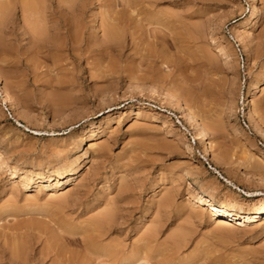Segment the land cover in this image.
Wrapping results in <instances>:
<instances>
[{
    "label": "rangeland",
    "instance_id": "1",
    "mask_svg": "<svg viewBox=\"0 0 264 264\" xmlns=\"http://www.w3.org/2000/svg\"><path fill=\"white\" fill-rule=\"evenodd\" d=\"M72 1L0 0V78L14 101L6 103L0 91V246L16 237L23 245L27 237V264H264V220L225 228L212 223L203 206H186L201 208L194 219L191 210L183 211L185 199L199 191L229 208L252 212L264 206V195H246L264 192V184L236 170L244 163L247 171L264 174L263 164H254L264 159V137L247 115L255 112L264 128V0H257L255 28L242 34L247 45L239 40V24L249 17L251 0ZM107 28L115 29L113 41L118 38L111 45H104ZM73 31L81 33L78 41L82 37L75 51L41 47L52 40L68 44ZM256 82L259 89H253ZM170 92L205 122L210 148L226 167L203 157V140L163 100L171 101ZM71 168L75 176L65 174L60 184H38ZM76 179L82 182L76 185ZM67 188L74 198L59 204ZM167 194L173 203L165 212L158 205ZM104 209H115L113 227L93 231L89 223ZM150 231L157 235L146 242L151 249L142 238ZM176 244L184 247L176 250Z\"/></svg>",
    "mask_w": 264,
    "mask_h": 264
},
{
    "label": "bare ground",
    "instance_id": "2",
    "mask_svg": "<svg viewBox=\"0 0 264 264\" xmlns=\"http://www.w3.org/2000/svg\"><path fill=\"white\" fill-rule=\"evenodd\" d=\"M26 1V0H25ZM65 1V0H64ZM66 1H68V0H66ZM28 2V1H27ZM35 1H33V3H34ZM72 2H74V0L72 1ZM32 3V2H31ZM41 4V3H40ZM66 4V3H65ZM64 4V5H65ZM68 4V3H67ZM28 5H29V2H28ZM34 5V4H33ZM38 5V4H37ZM1 6V5H0ZM24 6V5H23ZM26 6H27V4H26ZM25 7V6H24ZM28 7V6H27ZM34 7V6H33ZM38 7V6H37ZM42 7V6H41ZM31 8H32V5H31ZM7 9V8H6ZM36 9V8H35ZM24 11V10H23ZM27 11V10H26ZM29 11V10H28ZM40 11V10H39ZM38 11V12H39ZM30 12H31V9H30ZM30 12H28V13H30ZM32 12H33V9H32ZM31 12V13H32ZM249 12H250V15H249V17L244 21V22H241L240 24H239V26H241L242 27V29H244L243 31H242V29H241V31H239L240 32V36L241 37H239L240 39V41L242 42V43H244L245 45H247V43L245 42L246 40H245V36H243L242 34L245 32V30L248 28V29H251V28H255V25L258 23V20H259V9H258V7H257V0H251V6H250V9H249ZM26 13V12H25ZM30 13V15H33V14H31ZM1 14V13H0ZM36 14H37V12H36ZM35 14V15H36ZM40 14V13H39ZM4 15H5V13H4ZM29 15V16H30ZM28 16V17H29ZM34 16V15H33ZM40 17V16H39ZM37 18V19H40V18ZM30 18V17H29ZM32 18V17H31ZM30 18V19H31ZM36 18V17H35ZM44 18V17H43ZM29 19V20H30ZM76 19V18H75ZM41 20H42V18H41ZM40 20V21H41ZM79 20V19H78ZM34 21H35V19H34ZM33 21V22H34ZM112 21V20H111ZM38 23H39V21H37ZM36 22V23H37ZM62 22V21H61ZM67 22V21H66ZM74 22V21H73ZM36 23H35V25H33V26H31V27H33V29H34V26H36ZM37 23V24H38ZM67 23H69V22H67ZM67 23H66V25H67ZM114 23H116L115 21H114ZM113 23V24H114ZM29 24V23H28ZM39 24H41V23H39ZM57 25V24H56ZM56 25H54V26H56ZM72 25H77V23H75V24H73L72 23ZM63 26H64V23H63ZM38 26H36V28H37ZM69 27V26H68ZM98 27V26H97ZM116 27V26H115ZM118 27V26H117ZM35 28V29H36ZM66 28V27H65ZM72 28V30H73V27H71ZM80 28V27H79ZM85 28V27H84ZM110 29H111V27H109ZM41 29H42V27H41ZM56 29H58V26H57V28ZM74 29H75V27H74ZM44 30V29H43ZM59 30V29H58ZM61 30V29H60ZM76 30H77V28H76ZM83 30V29H82ZM107 30H108V28H107ZM118 30V29H117ZM35 31V30H34ZM36 31H37V29H36ZM40 31V34L39 35H41V33H42V31L41 30H39ZM79 31V30H78ZM84 31H85V29H84ZM104 31V30H103ZM113 31H115V29L113 28ZM113 31H111V30H108V31H106L107 32V35H106V40H105V42H104V45H105V43L106 44H109V45H111L112 43L111 42H113L114 43V41L116 40V39H118V38H116V39H114V41H113V37L114 36H112V35H114V34H112V32ZM66 32V31H65ZM72 32V31H71ZM75 32H77V31H75ZM74 31H73V33H75ZM80 32V31H79ZM70 33V32H69ZM72 33V34H73ZM116 33H119V32H115V34ZM246 33H247V31H246ZM245 33V34H246ZM249 33V32H248ZM36 34H37V32H36ZM81 34V33H80ZM79 34V35H80ZM83 34V33H82ZM244 34V35H245ZM59 35V34H58ZM79 35L77 36V33H75L74 35H72L71 36V33H70V36L68 37L69 38V42H68V44L66 43V44H59V42H58V44H57V42H52V41H54V40H52V37H51V40L48 38V41L50 42L51 41V43H49V44H46L45 46H41V47H43V48H46V49H63V48H67V49H78V45H77V47H76V44L80 41H82L81 39H82V37L79 39V41H78V37H79ZM84 35V34H83ZM43 36V35H42ZM65 36V35H64ZM68 36V35H67ZM112 36V37H111ZM117 36H118V34H117ZM117 36H115V37H117ZM120 36V35H119ZM247 36V35H246ZM35 37L36 36H34L33 38H34V40H35ZM41 37V36H40ZM250 37V36H249ZM45 38V37H44ZM55 38V37H54ZM68 38H66V40L68 39ZM102 38V37H101ZM38 39V38H37ZM43 39V38H42ZM41 39V40H42ZM112 39V40H111ZM33 40V41H34ZM45 40H47V39H45ZM119 41V40H118ZM47 42V41H46ZM79 42V43H80ZM111 44H110V43ZM36 43V42H35ZM37 43H38V41H37ZM37 43L34 45L36 48H37ZM48 43V42H47ZM102 43H103V39H102ZM101 43V44H102ZM39 44V43H38ZM43 43H40L39 45H42ZM39 45H38V47H39ZM44 45V44H43ZM80 46L82 45V43L81 44H79ZM103 45V44H102ZM80 46H79V48H80ZM83 46V45H82ZM81 46V47H82ZM91 46H93V45H91ZM108 46V45H107ZM76 47V48H75ZM88 47V46H87ZM100 47V46H99ZM116 47V46H115ZM245 47V46H244ZM89 48V47H88ZM93 48V47H92ZM110 48V47H109ZM34 49V48H33ZM91 49V48H90ZM123 49V48H122ZM45 50V49H44ZM75 51V50H74ZM73 51V52H74ZM55 53V52H54ZM88 53V52H87ZM106 53V52H105ZM53 54V53H52ZM100 54V53H99ZM2 79L0 78V91L4 94V100H5V102L6 103H10L11 105H13L14 104V101L12 100V94H10V92H9V90L8 89H6L5 87H4V85H3V82L4 81H1ZM68 82V81H67ZM59 83V82H58ZM57 84V83H56ZM15 85V84H14ZM260 82H256L254 85H253V89H259V87H260ZM57 86H58V84H57ZM60 86V85H59ZM9 87V86H8ZM65 87V86H64ZM262 87V86H261ZM139 88V87H138ZM153 89V88H152ZM154 91L152 92L153 93V95L154 96H158V97H161V98H163L162 97V95H161V93H159V92H157V91H155V89H153ZM169 92V91H168ZM151 93V94H152ZM171 93V92H170ZM172 94V93H171ZM167 95V94H166ZM156 96V97H157ZM170 96V95H169ZM165 97V96H164ZM176 97H178V95H176V94H172V98H171V101H168L167 100V98H165V99H163L165 102H166V104L168 103V104H170L173 108H175V109H179L181 112H182V114H183V116H182V119H184V121H187L188 123H189V125L191 126L190 128L191 129H193V130H195V132L197 133V137H196V139L198 140H203V146H202V154H203V157L204 158H208V160H210V162L212 163V164H215V165H218L219 167L220 166H222V167H226L225 165L226 164H224L219 158H218V156H216V154L214 153V152H212V150H211V143H210V141H208V135H207V132H209L207 129L208 128H206V124H205V122L203 121V120H201L198 116H196L195 114L196 113H194L193 111H195V110H192V109H190L188 106H186V105H184V104H182L181 102H180V100H178ZM160 98V99H161ZM3 100V101H4ZM162 100V99H161ZM163 101V102H164ZM165 102H164V104H165ZM186 104V103H185ZM12 107H14V106H12ZM64 107V106H63ZM141 107H138V109H140ZM247 108L248 109H250V107H249V105H247ZM133 112V111H132ZM248 112V111H247ZM180 113V112H179ZM255 113V112H254ZM253 112H252V110L250 109L249 110V113L247 114L248 116H249V126H251V127H256L257 129H258V131H260V133L263 135V137H264V128H263V126H259V123L257 124V120H256V116H255V114H254ZM137 115H139V114H137ZM113 116V114H111L110 113V115H108V121H110V118ZM258 118V117H257ZM264 118V117H263ZM186 122V123H187ZM108 124V123H107ZM201 126V128L199 127V126ZM208 125V124H207ZM99 127V126H98ZM164 127H167V123H164ZM209 127V126H208ZM94 130L95 129H92L91 130V133H89L90 134V136L92 137V136H94ZM206 130H207V132H206ZM91 139V138H90ZM75 140V139H74ZM88 140V139H87ZM93 140V139H92ZM92 140L90 141V144H89V147L87 148L88 150L89 149H91L92 147H93V145L95 144H93L92 143ZM95 141V140H94ZM77 145V144H76ZM96 146V145H95ZM221 147V146H220ZM94 148V147H93ZM106 149V148H105ZM223 149V148H222ZM88 150H86L84 153H83V157H85V156H87V153H88ZM218 154V153H217ZM81 155V154H80ZM77 156V155H76ZM80 157V156H79ZM103 157V156H102ZM102 157H101V159H102ZM72 158V157H71ZM259 158V157H258ZM81 159V158H80ZM100 159V158H99ZM251 159V158H250ZM256 159V158H255ZM230 160V159H229ZM76 161V160H75ZM249 161H251V160H249ZM256 161H258V160H256ZM260 161H261V163H258V162H255L254 164H255V166H257V165H262V166H264V163H262L263 161H264V159H262V158H260ZM75 163V162H74ZM239 163V162H238ZM252 163H253V159H252ZM243 164L244 163H242V166H243ZM250 164V163H249ZM228 165H232V164H228ZM245 165V164H244ZM233 166V165H232ZM235 166H237V165H235ZM241 166V164L240 165H238V167H239V169H236L234 166V168L236 169V170H239V172H241V173H243L245 176H246V178L247 179H250V180H252V182L253 181H255V182H259V183H261V184H264V174L263 173H260V172H254V171H252V172H249V171H247L245 168H243ZM76 167V166H75ZM250 167V166H249ZM248 167V168H249ZM247 168V169H248ZM251 168H252V165H251ZM251 168H249V170H251ZM257 167H255V169H256ZM261 168H264V167H261ZM223 169V168H222ZM226 169V168H225ZM245 169V170H244ZM253 169H254V167H253ZM254 169V170H255ZM201 170V169H200ZM261 170V169H260ZM264 170V169H263ZM14 171V170H13ZM186 171V170H185ZM187 171H188V169H187ZM190 171V170H189ZM234 171V170H233ZM256 171H259V170H256ZM75 172H76V169L75 168H71V169H69L67 172H64V171H61V170H59V171H57L54 175H55V177H56V179H52L53 177L52 176H47V177H45V178H42L41 180H39V182H38V184H40V183H44V182H53V181H55V180H57V183L58 184H60V181L62 180V179H64V176H65V174H67V176H65V177H69V176H75L74 174H75ZM192 172V171H191ZM236 172V171H235ZM263 172V171H262ZM240 173V174H241ZM20 174H24V172H22V171H19V170H15L14 171V175L15 176H18V175H20ZM185 176L186 175H193V176H195V174H191L190 172H185V174H184ZM201 175V174H200ZM21 176V175H20ZM83 176V175H82ZM35 177V176H34ZM114 177V176H113ZM23 178H25V177H23ZM28 178V177H27ZM190 178V177H189ZM80 179H81V177H80ZM246 179V180H247ZM77 180V182L75 181V183L74 184H80V182H82L81 180L79 181L78 179H76ZM83 180V179H82ZM91 180V179H90ZM225 180V179H224ZM250 180H247V181H250ZM88 181V180H87ZM93 182V181H92ZM106 182V181H105ZM194 182V181H193ZM205 182V181H204ZM229 183L228 184H230L231 185V187L233 188V189H238V190H240L232 181H228ZM27 183V182H26ZM30 183H31V179H30V182H29V185H30ZM35 183V182H34ZM85 183V182H84ZM198 183V182H197ZM258 183V184H259ZM210 184V183H209ZM128 185V184H127ZM26 186V185H25ZM57 186V185H56ZM158 186V185H157ZM77 187V186H76ZM92 186H90V188H91ZM25 188V187H24ZM38 188V187H37ZM70 188V187H69ZM73 188H75V187H73ZM68 189V188H67ZM85 189V188H84ZM122 189V188H121ZM129 189H130V187H129ZM73 190V189H68V190H66L67 192H65L66 194L63 196L62 195V197H59V200H58V202L59 201H62L64 204H62V205H65V203L67 204L68 203V201L70 200L69 199V197L71 196V195H69L68 193L70 192L71 193V191ZM92 190H93V188H92ZM74 191V190H73ZM72 191V192H73ZM115 191V190H114ZM126 191V190H125ZM106 192V191H105ZM118 192V191H117ZM120 192H122V190L120 191ZM74 193V192H73ZM76 193V192H75ZM81 193V192H80ZM79 193V194H80ZM119 194V193H118ZM126 194V193H125ZM55 195V194H54ZM168 195L169 194H167L166 196H167V198L165 197V200L164 201H162L161 203H160V205H158L159 206V210H165V209H168V207L169 206H171V202H172V199L170 198V197H168ZM248 197H257V196H263L264 195V192H261V191H256V192H247V194H246ZM50 196V195H49ZM82 196V195H81ZM117 196V195H116ZM170 196V195H169ZM52 197V196H51ZM77 197H79V196H77ZM71 198H74V197H72L71 196ZM76 198V197H75ZM79 198H81V197H79ZM83 198V197H82ZM87 198V197H86ZM115 198H117V197H115ZM230 198V197H229ZM109 199V198H108ZM121 199V198H120ZM51 200V199H50ZM72 200V199H71ZM54 201H55V199H54ZM73 202H76V204L77 203H79V199H78V201L77 200H72ZM111 201V200H110ZM113 201L115 202V200L113 199ZM128 201V200H127ZM185 201H186V203L184 204V207H183V211H185V212H189L190 210V215H188V217L190 218L191 216H192V214L194 215V216H196V215H198V213H200V209L201 208H199V210H196L197 208H188V207H186L189 203L191 204V205H198V206H203L204 208H205V211H207V212H209V219H210V221L213 223H215L216 225L218 224L219 226H225V228L227 227V228H230L229 226H231L232 227V223H235V225L237 224V225H239V224H244V223H259V222H261L262 223V221L264 220V206L263 207H261V208H259V209H257L256 211H250V212H247V211H244V210H241V209H239V208H229L227 205H225V204H219V203H217L216 202V200L213 198V197H211V196H209V195H207L206 193H204V192H195V193H193L191 196H189L187 199H185ZM58 202H56V204L59 206V204H60V202H59V204H58ZM73 202H72V205H73ZM97 202V201H96ZM125 202V201H124ZM53 203H55V202H53ZM70 203V202H69ZM107 203H108V201H107ZM130 203V202H129ZM132 204H133V201L131 202ZM173 203V202H172ZM52 204V203H51ZM55 204V207L57 206ZM75 204V203H74ZM106 204V203H105ZM112 204H114V203H112ZM112 204L110 205V206H112ZM11 205V204H10ZM69 205H71V204H69ZM68 205V206H69ZM108 205V204H107ZM109 205H108V207H109ZM57 206V207H58ZM61 206V205H60ZM58 207V210H59V208L61 209L62 208V206L61 207ZM106 206V205H105ZM116 206V205H115ZM118 206V205H117ZM116 206V207H117ZM129 206V205H128ZM9 207V206H8ZM64 207V206H63ZM66 207H67V205H66ZM102 208L104 207V206H101ZM115 207V208H116ZM7 208V207H6ZM11 208V207H10ZM70 208V207H69ZM68 208V209H69ZM157 208V207H156ZM170 208V207H169ZM8 209V208H7ZM6 209V210H7ZM54 209H57V208H54ZM53 209V210H54ZM94 209V208H93ZM150 209V208H149ZM158 209H157V211H158ZM4 210H5V208H4ZM4 210H3V212H4ZM5 210V211H6ZM15 210V209H14ZM17 210V209H16ZM58 210H57V212H58ZM62 210V209H61ZM95 210V209H94ZM109 210V209H108ZM133 210V209H132ZM163 210V211H164ZM10 211H11V209H10ZM18 211V210H17ZM56 211V210H55ZM74 211V210H73ZM76 211H78V210H76ZM98 211V210H97ZM104 212L106 211L105 209L103 210ZM114 211H115V209L112 211V210H110V211H106L104 214H102V212H101V214H99L100 216L99 217H94L93 219L94 220H92V222H91V224L89 223V225H91V229L93 230V231H100L102 228H104L105 226H107V225H109L110 223H112L113 221H115L114 219H115V217H116V213L114 214ZM130 211V210H129ZM149 211V210H148ZM155 211V210H154ZM195 211V212H194ZM3 212H1V213H3ZM9 212V211H8ZM52 212V211H51ZM60 212V211H59ZM58 212V213H59ZM165 212H166V210H165ZM194 212V213H193ZM160 213V212H159ZM126 214H128V213H126ZM161 214V213H160ZM13 215V214H12ZM98 215V214H97ZM118 216L120 215V214H117ZM144 215H145V217L146 216H148V212H146V213H144ZM155 215V214H154ZM206 215V214H205ZM14 216V215H13ZM69 216V215H68ZM79 216V215H78ZM124 216V215H123ZM150 216V215H149ZM156 216V215H155ZM187 216V215H186ZM185 216V217H186ZM142 217V216H141ZM145 217H143V219L145 218ZM154 217V216H153ZM157 217H159V216H157ZM188 217H186V218H188ZM54 218H55V216H54ZM154 218H156V217H154ZM192 218H193V216H192ZM72 219V218H71ZM70 219V220H71ZM126 219V218H125ZM160 219V221H161V218H159ZM158 219V220H159ZM194 219V218H193ZM7 220V219H6ZM66 220V219H65ZM79 220V219H78ZM120 220V219H119ZM139 220H142V218H139ZM139 220H138V223H139ZM148 220V219H147ZM185 220V219H184ZM15 221V220H14ZM67 221V220H66ZM73 221V220H72ZM159 222V221H158ZM157 222V223H158ZM186 222V221H185ZM192 222V221H191ZM191 222H190V224H191ZM119 223V222H118ZM137 223V224H138ZM87 224H88V222H87ZM113 224V223H112ZM119 224H121V223H119ZM147 224V223H146ZM67 225V224H66ZM86 225V224H85ZM88 225V226H89ZM139 225V224H138ZM156 224H154V227H156L155 226ZM188 225H189V223H188ZM256 225V224H255ZM109 226H112L113 227V225H109ZM152 226H153V224H152ZM218 226V227H219ZM258 226V225H257ZM20 227V226H19ZM67 227H68V225H67ZM80 227V226H79ZM83 227V226H82ZM112 227H109V229H112ZM179 227V226H178ZM234 227V226H233ZM232 227V228H233ZM250 227V226H249ZM87 228V227H86ZM151 228V227H150ZM183 228V227H182ZM156 229V228H155ZM157 229H159V228H157ZM177 229V228H176ZM186 229V228H185ZM215 229H217V228H215ZM220 229V228H219ZM218 229V230H219ZM223 229V228H222ZM14 230V229H13ZM22 230V229H21ZM80 230H81V228H80ZM104 230V229H103ZM118 230H119V228H118ZM148 230V229H147ZM152 230V229H151ZM189 230H190V228H189ZM231 230V229H230ZM19 231V230H18ZM71 231V230H70ZM92 231V232H93ZM108 231V230H107ZM107 231L106 232H104V231H102L104 234L105 233H107ZM120 231H122V230H120ZM141 230H139V232H140ZM154 231V230H153ZM153 231H150L147 235H146V237H145V235H144V237H142V238H144V243L146 244V245H144V246H150L149 248L151 249V244L149 245H147V243L146 242H148V243H150V242H153L154 241V237H153V234L155 233V235H156V232H153ZM182 231V230H181ZM226 231V230H225ZM85 232V231H84ZM90 232V231H89ZM159 232V231H158ZM100 233V232H99ZM98 233V234H99ZM146 233V232H145ZM186 232L185 231H182V233L180 232V234L181 235H183L184 234V236H186L187 235V233L185 234ZM223 233V232H222ZM27 234V233H26ZM28 234H30L29 232H28ZM65 234V233H64ZM72 234V233H71ZM85 234H88L87 232L85 233ZM94 234H96V232L94 233ZM120 234V233H119ZM140 234V233H139ZM180 234H178V235H176L175 234V236H173V238L175 237V238H177V237H179L180 236ZM190 234H191V232H190ZM16 235V234H15ZM21 235V234H20ZM25 235V234H24ZM31 235H32V233H31ZM30 235V237L32 238V236ZM60 235V234H59ZM78 235V234H77ZM79 235H80V233H79ZM78 235V236H79ZM89 235V234H88ZM100 235H102V234H100ZM110 235V234H109ZM17 236V235H16ZM19 236V235H18ZM34 236V235H33ZM53 236V235H52ZM73 236H75V235H73ZM106 236V235H105ZM157 236V235H156ZM10 237V236H9ZM30 237H28V238H30ZM35 237V236H34ZM66 237V236H65ZM68 237H70L69 235H68ZM67 237V238H68ZM85 237H87L86 235H85ZM136 237V236H135ZM171 237V236H170ZM2 237H0V239H1ZM27 238V237H26ZM25 238V239H26ZM31 238H30V240H31ZM38 238V237H37ZM36 237L35 238H33L35 241L36 240H38ZM61 238V237H60ZM66 238V239H67ZM98 238V237H97ZM138 238V237H137ZM172 237H171V239L173 240V243L176 241V239H173ZM180 239H181V237H179ZM188 238H190V237H188ZM3 239V238H2ZM15 239H19V237L17 238H15ZM15 239H13L14 241L13 242H5L6 243V245H5V243H4V245L2 246V244H1V246H0V264H27V263H25V262H28L26 259V257H24L25 255H24V252H23V250L25 251V249H23V245H27L28 243V240H26L25 241V239H23L24 240V242H22L23 243V245H19V244H17L16 242H19L20 240H22V239H19V240H15ZM53 239V238H52ZM70 239V238H69ZM68 239V240H69ZM71 239H73V238H71ZM85 239V238H84ZM93 239H95L94 237H93ZM92 238H91V240H93ZM105 239V238H104ZM168 239V238H167ZM6 240H9V238L8 239H6ZM29 240V241H30ZM87 240H88V238H87ZM138 240V239H137ZM179 240V239H178ZM182 240H183V242L186 240H184V238H182ZM3 242L5 241V240H2ZM63 241H64V239H63ZM77 241V240H76ZM83 241H85V240H82V242ZM88 241H90V240H88ZM94 241V240H93ZM107 240H105V242H106ZM112 241V240H111ZM131 241H133V240H131ZM130 241V242H131ZM171 241V240H170ZM31 242V241H30ZM67 242H69V241H67ZM81 242V243H82ZM104 242V241H103ZM108 242V241H107ZM134 242H137V241H135L134 240ZM142 242V241H141ZM165 242V241H164ZM163 242V243H164ZM181 241H179V243H180ZM187 242V241H186ZM9 243H11V245L12 246H9ZM13 243V244H12ZM25 243V244H24ZM90 243V242H89ZM98 243V242H97ZM117 243V242H116ZM140 243V242H139ZM166 243V242H165ZM170 243V242H169ZM182 243V242H181ZM180 243V244H181ZM31 244V243H30ZM68 244V243H67ZM78 244V243H77ZM85 244V243H84ZM110 244H112V243H110ZM153 244V243H152ZM171 244V243H170ZM178 244V243H177ZM176 244V245H177ZM183 244V243H182ZM188 243H186V245H187ZM51 245V244H50ZM114 245V244H113ZM112 245V246H113ZM134 245H136V243H134ZM167 245V244H166ZM169 245V244H168ZM183 245H185V244H183ZM181 246V245H177L178 247H177V249L176 250H178L179 249V246H181V247H184V246ZM28 246H29V244H28ZM28 246H27V249H28ZM54 246V245H53ZM105 246V245H104ZM122 246V245H121ZM130 246H132V245H130ZM140 246H141V244H140ZM165 246V245H164ZM175 246V245H174ZM52 247V246H51ZM51 247H50V249H51ZM94 247V246H93ZM96 247V246H95ZM166 247V246H165ZM170 247H172L171 249H173V245L172 246H170ZM114 248H115V245H114ZM114 248H112V249H114ZM120 248V247H119ZM118 248V249H119ZM134 248H135V246H134ZM146 248V247H145ZM148 248V249H149ZM53 249H55V248H52V250ZM92 249V248H91ZM106 249H108V246H107V248ZM105 249V251H107ZM110 250V249H108V250H110V251H113V250ZM130 249H131V247H130ZM166 249V248H165ZM168 249V248H167ZM52 250H51V252H50V250L48 249V251L50 252V253H52ZM83 250V249H82ZM101 250V249H100ZM104 250V249H103ZM138 251H139V247H138V249H137ZM146 250H147V248H146ZM176 250H175V252H176ZM26 251H28V250H26ZM25 251V252H26ZM55 251V250H54ZM54 251H53V253H54ZM124 251V250H123ZM134 251V250H133ZM148 251V250H147ZM44 253L43 254H45V252H47V250L45 251H43ZM56 252H57V250H56ZM87 252V251H86ZM94 252V251H93ZM100 252V251H99ZM109 252V251H108ZM114 254L116 253L117 254V250H115L114 249ZM113 252L111 253V255L113 254ZM137 252V251H136ZM146 252V251H145ZM27 253V252H26ZM59 253V252H58ZM68 253V252H67ZM120 253H122V251L120 252ZM124 253V252H123ZM131 253V255L129 256V258L132 256L133 257V255H132V253H134V252H130ZM148 253V252H147ZM41 254V253H40ZM57 254V253H56ZM42 255V254H41ZM46 255V254H45ZM92 254H90V256H91ZM144 255V254H143ZM27 257L29 256V254L27 253V255H26ZM43 256V255H42ZM57 256H58V254H57ZM56 256V258H58ZM62 257H64L63 255H61ZM60 256V257H61ZM67 256V255H66ZM115 256V255H114ZM124 256V255H123ZM140 256V255H139ZM25 259H24V258ZM62 257L61 258H59L60 260H62ZM68 257V256H67ZM67 257H65V258H67ZM125 257H128L127 255H125ZM131 257V258H132ZM143 258H146V257H144V256H142ZM99 258V257H98ZM109 258V257H108ZM121 258H123V257H121ZM134 258V257H133ZM132 258V259H133ZM141 258V257H140ZM117 259V258H116ZM26 260V261H25ZM60 260H58V261H60ZM67 260H69V257H68V259ZM125 260V259H124ZM135 260H137V259H135ZM142 260V259H141ZM145 260V259H144ZM66 261V260H65ZM114 261V260H113ZM117 261V260H116ZM129 262H132L133 260H128ZM127 261V262H128ZM140 261V260H139ZM68 263H69V261H67ZM62 263V262H61ZM60 263V264H61ZM119 263V262H118ZM142 263V262H141ZM140 263V264H141ZM146 263H148V262H146ZM54 264H56V262L54 263ZM63 264H67V263H64V261H63ZM71 264V263H70ZM103 264V263H102ZM124 264H125V262H124ZM135 264V263H134Z\"/></svg>",
    "mask_w": 264,
    "mask_h": 264
}]
</instances>
